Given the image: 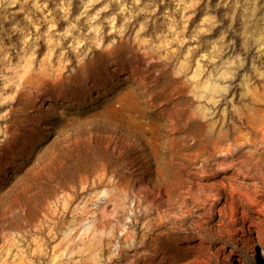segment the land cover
Masks as SVG:
<instances>
[{
  "label": "rangeland",
  "instance_id": "rangeland-1",
  "mask_svg": "<svg viewBox=\"0 0 264 264\" xmlns=\"http://www.w3.org/2000/svg\"><path fill=\"white\" fill-rule=\"evenodd\" d=\"M0 264H264V0H0Z\"/></svg>",
  "mask_w": 264,
  "mask_h": 264
}]
</instances>
